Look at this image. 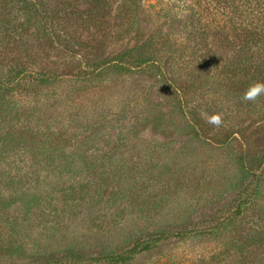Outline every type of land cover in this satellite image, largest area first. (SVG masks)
I'll return each mask as SVG.
<instances>
[{
	"label": "rangeland",
	"instance_id": "374dc122",
	"mask_svg": "<svg viewBox=\"0 0 264 264\" xmlns=\"http://www.w3.org/2000/svg\"><path fill=\"white\" fill-rule=\"evenodd\" d=\"M98 1L105 14L97 26L57 20L66 27L62 35L82 43L78 53L89 66L137 50L149 35L173 51L162 45L160 71L93 75L87 66L77 79L67 66L77 56L20 36L35 57L26 59L29 69L60 79L38 85L28 76L24 89L0 94V264H31L41 253L67 249L80 251L82 264H109L90 260L126 252L144 234L180 230L185 222L204 232L163 241L128 264H227L230 252L247 251L246 235L264 227V176L254 179L242 163L264 153V95L244 101L246 89L237 83L250 74L226 77L206 65L196 28L173 18L172 7L183 0ZM78 7L86 11L89 4ZM4 12L12 22L23 17ZM210 46L218 64H227L228 47L214 35ZM1 47L12 50L6 41ZM192 53L188 71L182 59ZM261 75L255 81L264 83ZM202 113L220 114L222 124ZM254 186L251 207L234 217L236 201ZM214 218L216 230L208 223ZM251 254L264 262V248ZM62 261L73 264L68 255Z\"/></svg>",
	"mask_w": 264,
	"mask_h": 264
},
{
	"label": "trees",
	"instance_id": "16d2710c",
	"mask_svg": "<svg viewBox=\"0 0 264 264\" xmlns=\"http://www.w3.org/2000/svg\"><path fill=\"white\" fill-rule=\"evenodd\" d=\"M89 4L86 11H78L82 0H0V14L5 11L6 17L13 12H19L23 17L15 21L0 16V94L15 92V89H24L23 80L25 77L32 76L36 79L38 85L51 83L53 80L60 79L57 73H48L45 71H31L27 60L35 62V57L29 55L26 44L21 41L20 36H32V38L44 44L52 50H59V54L65 56H77L78 59L72 64H66L74 69L75 78L82 79L87 71V63L79 55L78 49L82 48V43L77 42L73 36L66 32V27L61 26L59 18L75 20L78 24L97 26L100 19L105 14V4L98 0H84ZM173 18L178 21L185 20L184 25L196 28L197 35H194L200 44L205 47V51L199 53L208 57L206 65L213 64L214 67L223 69L226 77L237 76L236 73L250 74L251 79L237 83V89H247L264 72V0H183L178 6H173ZM172 13V12H169ZM14 38L11 40V36ZM24 35V36H25ZM214 35L222 41V45L228 47L231 52V59L227 64L219 65V57L210 46L207 48L210 36ZM23 36V37H24ZM11 43L12 50L8 53L1 47V42ZM20 42V43H19ZM157 38L149 35V38L137 50L129 49L120 52L115 56L106 57L103 60H97V63L89 66L88 73L93 75L103 73L104 71H122L137 67H147L161 70L160 53L163 48L172 46L167 40L163 44ZM169 44V46H167ZM143 45V46H142ZM161 46V47H159ZM195 47V46H194ZM191 48V50L194 49ZM194 53L197 54L195 51ZM60 55V56H61ZM189 54L184 55L182 59L183 66L190 71L193 58ZM198 56V55H197ZM254 56L259 62H254ZM49 57V56H46ZM200 57V56H199ZM254 66V69H251ZM237 76L235 78H238ZM243 78V77H242ZM238 86L240 88H238ZM241 105H243L241 103ZM244 106V105H243ZM191 125L198 123L197 118L193 117ZM198 133V132H196ZM243 169L252 175L254 179H260L264 176V153L258 154L255 158L242 157ZM256 195V187L250 193H242V198L235 203L233 210L234 217L242 216L252 205ZM220 218L210 219L209 227L215 229L216 223ZM195 222L181 224L180 230L164 229L155 233H146L142 238L137 239L131 249L118 254H106L100 258H91L90 261L100 262L106 260L109 264H128L137 253L149 251L159 246L163 241L171 238L181 241L186 237L198 236L204 231L196 230ZM191 225V227L189 226ZM216 225V226H215ZM216 230V229H215ZM209 231V230H208ZM213 232V231H212ZM243 249H247L241 256L236 251L230 252V260L227 264H260L261 261H255L253 252L264 248V227L249 232L243 240ZM251 249V250H249ZM216 252L210 253L213 256ZM219 254V253H216ZM70 256L73 264H82V253L77 250L67 249L66 251H55L52 253H41L34 258L31 264H63L62 258Z\"/></svg>",
	"mask_w": 264,
	"mask_h": 264
},
{
	"label": "clouds",
	"instance_id": "9594fccd",
	"mask_svg": "<svg viewBox=\"0 0 264 264\" xmlns=\"http://www.w3.org/2000/svg\"><path fill=\"white\" fill-rule=\"evenodd\" d=\"M264 95V83L256 82L251 84L243 94L242 99L244 101L255 102L258 97ZM202 115L206 116L208 122L214 126L219 127L222 124V117L220 114H213L211 116H207L206 113H202Z\"/></svg>",
	"mask_w": 264,
	"mask_h": 264
}]
</instances>
